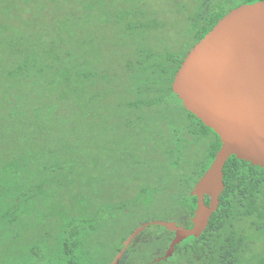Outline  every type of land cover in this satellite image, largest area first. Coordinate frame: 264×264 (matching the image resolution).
<instances>
[{"label": "trees", "instance_id": "1", "mask_svg": "<svg viewBox=\"0 0 264 264\" xmlns=\"http://www.w3.org/2000/svg\"><path fill=\"white\" fill-rule=\"evenodd\" d=\"M150 1L106 0L92 6L83 0H50L27 11L0 0V264H97L87 237L115 212H142L157 196L170 207L165 217L192 226L197 200L191 191L221 142L168 101L170 84L187 51L222 17L264 0L163 5L181 15L187 32L174 49L159 43L162 36L157 44L147 42L163 27L157 16L168 13L155 10ZM98 31L101 41L121 49L114 64L108 63L113 52L108 49L106 57L98 50ZM61 78L72 86L64 94ZM114 91L120 96L112 100ZM207 132L215 138H205ZM134 142L137 147H129ZM121 165L128 166L136 187L129 199L109 202L100 196V180L95 191L91 172ZM223 182L208 227L199 238H188L194 241L193 260L202 263L210 256L213 264H249L244 255L250 237L233 223L250 216L264 219V169L232 156ZM83 201L87 213L77 215V203ZM55 207L64 208L65 221L55 215ZM151 220L164 219L146 216L137 224ZM261 224L252 222L257 230ZM167 236L166 249L174 234ZM127 237L119 239L113 256ZM185 241L174 252L185 253Z\"/></svg>", "mask_w": 264, "mask_h": 264}, {"label": "water", "instance_id": "2", "mask_svg": "<svg viewBox=\"0 0 264 264\" xmlns=\"http://www.w3.org/2000/svg\"><path fill=\"white\" fill-rule=\"evenodd\" d=\"M171 88L186 111L219 137L220 148L191 191L197 200L192 226L145 222L127 237L111 264H119L149 226L174 234L163 259L185 239L199 238L218 209L223 169L232 156L264 169V1L242 4L222 17L187 52Z\"/></svg>", "mask_w": 264, "mask_h": 264}, {"label": "rangeland", "instance_id": "3", "mask_svg": "<svg viewBox=\"0 0 264 264\" xmlns=\"http://www.w3.org/2000/svg\"><path fill=\"white\" fill-rule=\"evenodd\" d=\"M12 4L15 9L25 8L27 11H31L35 8L44 7L50 0H5ZM51 1H60V0H51ZM86 4L97 6L98 4L106 1V0H83ZM173 0H153L150 1L153 8L156 10L157 8H162L168 13L159 14L157 16V21L163 27L156 29L153 33L149 35L147 42L158 43L159 36L164 38L163 41L159 42L163 44H167V47H172L173 49L177 47V44L186 40L187 32L182 29L183 25L180 22L182 17L181 15H175L169 12V7H165L163 5H169ZM214 1V0H213ZM230 2H237L239 0H228ZM184 0L182 1V3ZM181 3V2H180ZM190 5V1L188 2ZM174 9L173 7L170 8ZM101 33L100 31L95 33L96 41L99 40L98 50L105 55L106 57L110 56L109 50L113 52L112 58L110 57L108 63L114 64L116 62V58L118 54H120L121 49L116 48L112 42L101 41ZM116 48V49H115ZM109 49V50H108ZM127 48H123L125 50ZM129 64V63H128ZM120 73V74H119ZM118 80H120L121 72H119ZM61 82V93H67L71 90L72 86L69 87V84L63 79H60ZM120 87H123V84H119ZM111 99L113 100L116 96H120L116 91L110 93ZM129 96V95H127ZM168 101L171 103H177L176 99L172 97H168ZM131 148H136V143H132L129 145ZM160 147V146H159ZM156 153L160 151L159 148H155ZM163 149V148H162ZM164 150H161V152ZM160 152V155H161ZM159 155V156H160ZM151 166L154 168L157 167L154 159H151ZM109 164H113V160L109 161ZM127 165H121L115 167V170L106 169V173L95 172L92 171L93 178V186L95 191L97 190V186L95 185L96 180H100V185L98 186V190L100 192V196L108 199L109 202L121 201L122 199H127L130 196L131 190H134L136 184L131 183L128 178L132 177L131 174L127 173ZM105 171V170H104ZM148 173V172H147ZM252 181V179L250 180ZM138 191H134V195L136 196ZM129 194V195H127ZM127 195V196H126ZM176 194H174L175 196ZM171 196H168V198ZM129 199V198H128ZM158 196L155 198L154 203L148 207L146 210L142 212L134 210L129 216L121 211L115 212L113 214L114 217L109 218L101 222L98 227L92 232L90 236L87 237V245L89 248V254L91 258L97 264H106L108 259L111 260L114 254L115 246L119 243V239L127 237L128 232L136 229L142 223L137 224L138 222H142L146 216H152L155 218H163L164 221L168 220L170 222H174L180 226L186 227L185 221L176 220L175 218L165 217L164 214L170 211V207L165 203L161 202ZM264 204V201H263ZM129 206H131L129 204ZM133 207V206H131ZM56 213L55 215L63 221L66 220L67 214L64 208L55 207ZM88 208L85 205V202L77 203L76 213L77 215H85L87 213ZM159 215V216H158ZM253 215V214H252ZM238 220L241 223L242 228H246V234L250 237L251 248L247 254L244 255L245 258L248 257L249 264H264V219H259L257 216L244 217L239 218L233 223V226L237 225V229H242L237 224ZM256 222L261 224L263 227L260 230H257L252 225V229L248 228V222ZM168 232L159 226H149L143 233H141L129 246L128 251L125 256L128 257L126 260V264H213L211 262V257L207 256L204 258L202 263H196L193 253V245L194 241L192 239H185V253L178 254L174 252V255L167 259H163L159 263H154L156 258L162 256L166 253V241L171 238ZM173 238V237H172ZM190 238V237H189ZM197 239V238H195ZM181 244V243H180ZM109 260V262H110ZM88 264V263H87ZM94 264V263H92Z\"/></svg>", "mask_w": 264, "mask_h": 264}, {"label": "flooded vegetation", "instance_id": "4", "mask_svg": "<svg viewBox=\"0 0 264 264\" xmlns=\"http://www.w3.org/2000/svg\"><path fill=\"white\" fill-rule=\"evenodd\" d=\"M196 43H197V42H196ZM196 43H195V44H196ZM195 44H194V45H195ZM194 45H193V46H194ZM193 46H192V47H193ZM192 47H191V48H192ZM191 48H190V49H191ZM190 49H189V50H190ZM189 50H188V51H189ZM188 51H187V52H188ZM186 54H187V53H186ZM173 78H174V76H173ZM171 86H172V83L170 84V88H171ZM168 96H169V97H172V96H173V97L176 99V101H177L176 104L180 105V106L186 111V109H185V108L183 107V105H182V102L178 99L177 95H175V94L173 93L172 88H171V94H169ZM186 112H187V111H186ZM187 113L190 114V115H192V114L189 113V112H187ZM192 116H193V115H192ZM187 117H188V116H187ZM187 117H184V118H185V119H188ZM194 118L197 119L195 116H194ZM197 120H198V119H197ZM198 121L201 123L200 120H198ZM196 124H197V126L199 127V129H200L201 131H203L204 133H206L205 130L210 129V128L204 126L202 123H201V124L203 125L202 127L199 126L198 122H196ZM206 128H207V129H206ZM210 130H211V129H210ZM207 131H208V130H207ZM207 134H208L207 136H204L205 138L210 139V140H212V139L215 138L214 135H213L211 132H207ZM206 198H208V197H205V199H206ZM205 199H204V201H205ZM205 203H206V204L209 203V198H208V201L205 202ZM217 210H218V209H217ZM250 217H251V216H250ZM262 218H264V217H262ZM191 219H192V218H191ZM191 219H190V222H191V224H192ZM151 221H153V220H151ZM237 224H239V227H241V223H240V221L237 222ZM251 227H252V222L249 221V222H248V228L251 229ZM241 228H242V227H241ZM239 229H240V228H239ZM243 230H246V228L244 227V228L240 229L241 232H243ZM173 238H174V236H173ZM173 238H172V239H173ZM122 243H123V242H122ZM117 246H118V244H116V246H115L116 250L118 249ZM122 248H123V247H122ZM122 248H121V249H122ZM128 249H129V247H128ZM167 249H168V248H167ZM120 251H121V250H119V251L113 256L112 260H110V262H109L108 264H111V263L114 261L116 255H117ZM164 255H165V254H163L162 256H159L158 258H156V260L154 261V263H156V262L159 263L160 261H163V257H164ZM173 255H174V253H173ZM124 256H125V255H124ZM124 256H123V258L120 260L119 264H126V262H125V263L123 262V260H124Z\"/></svg>", "mask_w": 264, "mask_h": 264}]
</instances>
